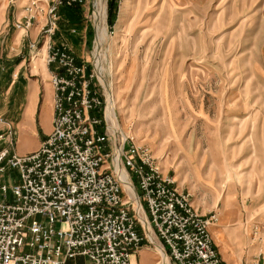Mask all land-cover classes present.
Returning a JSON list of instances; mask_svg holds the SVG:
<instances>
[{"label":"rangeland","instance_id":"obj_1","mask_svg":"<svg viewBox=\"0 0 264 264\" xmlns=\"http://www.w3.org/2000/svg\"><path fill=\"white\" fill-rule=\"evenodd\" d=\"M28 2L0 0V14L22 16ZM47 3L39 1L43 11L25 38L44 25ZM56 17L52 39L67 41L79 61L88 62L97 42L120 130L150 151L198 212L218 218L221 206L237 208L253 235L264 227V0H114L112 8L86 0L58 7ZM41 27L35 48L25 46L28 70L46 69ZM9 78L16 86L0 77L6 120L24 85ZM151 251L138 252V264L161 259Z\"/></svg>","mask_w":264,"mask_h":264},{"label":"built area","instance_id":"obj_2","mask_svg":"<svg viewBox=\"0 0 264 264\" xmlns=\"http://www.w3.org/2000/svg\"><path fill=\"white\" fill-rule=\"evenodd\" d=\"M28 1L15 24L24 32L43 11L40 0ZM85 2L51 0L45 9L52 131L19 155L13 128L0 116V264H67L79 256L85 264H138L143 249L172 264H226L210 233L216 214L199 213L150 151L109 121L112 96L99 74L97 42L86 62L52 39L58 7Z\"/></svg>","mask_w":264,"mask_h":264},{"label":"crops","instance_id":"obj_3","mask_svg":"<svg viewBox=\"0 0 264 264\" xmlns=\"http://www.w3.org/2000/svg\"><path fill=\"white\" fill-rule=\"evenodd\" d=\"M21 17L16 11L0 14V77L3 81L8 78L6 86L9 87L16 82L9 78L11 76L18 77V83L24 82L14 104L17 113L7 120L14 132L12 149L19 155L33 152L40 146L52 131L54 115L53 88L49 82V71L54 67L45 64L46 69H42L33 63L28 70L25 66V46L35 41L42 24H36L29 38H25L26 32L14 29ZM221 207L218 221L210 227V233L222 260L226 264H264V227L253 235V229L246 225L239 209ZM140 252L152 253L150 249Z\"/></svg>","mask_w":264,"mask_h":264},{"label":"bare ground","instance_id":"obj_4","mask_svg":"<svg viewBox=\"0 0 264 264\" xmlns=\"http://www.w3.org/2000/svg\"><path fill=\"white\" fill-rule=\"evenodd\" d=\"M128 1V0H127ZM121 24V23H120ZM97 26V25H96ZM102 42V41H101ZM98 44H100V39H98ZM101 45V44H100ZM36 59V55L35 54H32L31 56V61L32 60H35ZM99 73H100V66H99ZM101 75V73H100ZM102 77V75H101ZM103 79V78H102ZM112 83V82H111ZM111 96L108 100V105L106 107V114H107V117L109 119V121L111 123H113L114 125L116 124V114L114 112V103H115V100H114V92L113 90L111 89ZM155 264H168V261H167V258L166 256L163 254L161 260L159 261H156Z\"/></svg>","mask_w":264,"mask_h":264},{"label":"trees","instance_id":"obj_5","mask_svg":"<svg viewBox=\"0 0 264 264\" xmlns=\"http://www.w3.org/2000/svg\"><path fill=\"white\" fill-rule=\"evenodd\" d=\"M109 5H110V8H112L114 6V0H109ZM73 17L72 15H68L67 18H69L70 20H73ZM75 19V18H74Z\"/></svg>","mask_w":264,"mask_h":264}]
</instances>
